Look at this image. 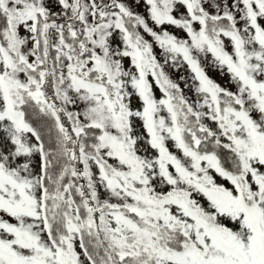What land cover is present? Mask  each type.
<instances>
[{
    "label": "snow or ice",
    "instance_id": "obj_1",
    "mask_svg": "<svg viewBox=\"0 0 264 264\" xmlns=\"http://www.w3.org/2000/svg\"><path fill=\"white\" fill-rule=\"evenodd\" d=\"M0 264H264V0H0Z\"/></svg>",
    "mask_w": 264,
    "mask_h": 264
},
{
    "label": "rangeland",
    "instance_id": "obj_2",
    "mask_svg": "<svg viewBox=\"0 0 264 264\" xmlns=\"http://www.w3.org/2000/svg\"><path fill=\"white\" fill-rule=\"evenodd\" d=\"M209 74H210L211 76H213V78H216L217 80H219V75H218L217 73L212 72L211 70H209Z\"/></svg>",
    "mask_w": 264,
    "mask_h": 264
}]
</instances>
